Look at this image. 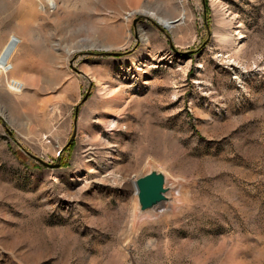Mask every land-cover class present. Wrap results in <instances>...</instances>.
Masks as SVG:
<instances>
[{"label":"rangeland","instance_id":"obj_1","mask_svg":"<svg viewBox=\"0 0 264 264\" xmlns=\"http://www.w3.org/2000/svg\"><path fill=\"white\" fill-rule=\"evenodd\" d=\"M0 65V264H264V0H0Z\"/></svg>","mask_w":264,"mask_h":264},{"label":"water","instance_id":"obj_2","mask_svg":"<svg viewBox=\"0 0 264 264\" xmlns=\"http://www.w3.org/2000/svg\"><path fill=\"white\" fill-rule=\"evenodd\" d=\"M39 161L50 166V164ZM133 186L137 215L153 213L172 203L170 193L174 186L168 184L165 172L155 165H149L144 173L134 178Z\"/></svg>","mask_w":264,"mask_h":264},{"label":"bare ground","instance_id":"obj_3","mask_svg":"<svg viewBox=\"0 0 264 264\" xmlns=\"http://www.w3.org/2000/svg\"><path fill=\"white\" fill-rule=\"evenodd\" d=\"M27 17V16H26ZM25 18V17H24ZM220 20V19H219ZM220 22V21H219ZM165 24H167L168 22L167 21H164ZM222 24V22H220ZM224 24V23H223ZM229 27V26H228ZM231 36V35H230ZM216 39L218 41H221V42H229L231 39L229 38L228 36V32L227 31H220L217 33L216 35ZM13 49V45L12 44H9L8 47H7V50H11ZM3 69H5V67H3V65H0ZM17 83V82H16ZM15 83V84H16ZM14 84V86H15ZM16 87V86H15Z\"/></svg>","mask_w":264,"mask_h":264}]
</instances>
